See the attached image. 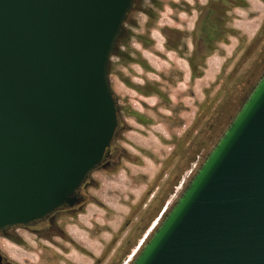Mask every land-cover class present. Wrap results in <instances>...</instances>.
I'll list each match as a JSON object with an SVG mask.
<instances>
[{
  "label": "water",
  "instance_id": "95a60500",
  "mask_svg": "<svg viewBox=\"0 0 264 264\" xmlns=\"http://www.w3.org/2000/svg\"><path fill=\"white\" fill-rule=\"evenodd\" d=\"M134 0H0V233L73 208L118 128ZM130 264H264V73Z\"/></svg>",
  "mask_w": 264,
  "mask_h": 264
},
{
  "label": "rangeland",
  "instance_id": "374dc122",
  "mask_svg": "<svg viewBox=\"0 0 264 264\" xmlns=\"http://www.w3.org/2000/svg\"><path fill=\"white\" fill-rule=\"evenodd\" d=\"M178 12L164 6L163 23L173 26L176 15L184 19ZM232 47L225 51L227 57ZM225 60L215 57L193 84L184 81L173 86L169 106L162 108L158 117L141 105V101L154 105L155 98L145 99L114 77L112 56L109 79L114 97L121 108L134 109L142 118H151L152 124L144 125L122 111L111 145L115 163L94 171L81 190L85 199L81 206L53 216V224H44L41 236L11 230V235L20 236L22 245L0 239V248L9 259L15 264L130 263L153 223L165 207L168 212L177 201L264 73V67L258 69L256 81L245 83L242 75L247 66L243 65L228 80L234 64L226 65ZM190 89L193 98L185 96ZM177 120L185 126L177 127ZM195 120L196 130H189ZM51 229L66 234L75 244L59 237L46 239L57 236Z\"/></svg>",
  "mask_w": 264,
  "mask_h": 264
},
{
  "label": "flooded vegetation",
  "instance_id": "af4514ba",
  "mask_svg": "<svg viewBox=\"0 0 264 264\" xmlns=\"http://www.w3.org/2000/svg\"><path fill=\"white\" fill-rule=\"evenodd\" d=\"M166 5L179 9L181 12L178 13L183 14L184 19L176 15L173 26L163 23L162 15ZM231 45L232 52L227 57L225 51ZM113 56L114 77L145 99L155 98L154 105L143 101L141 105L158 117L160 110L169 106L167 99L171 88L184 81L193 84L203 76L206 67L211 65L215 57H226V65L234 64L228 80L233 79L237 70L245 65L247 69L242 75L245 83L255 82L257 70L264 67V0H134ZM185 96L193 98L195 94L190 89L185 91ZM117 107L118 119L122 111H125L127 116L136 118L144 125L153 122L151 118H142L130 107L121 108L119 102ZM174 124L177 127L185 126L181 120ZM196 128L195 120L189 130ZM113 163L115 157L110 146L105 153L103 167ZM84 200L80 191L73 208L64 207L54 216L73 212ZM52 218L39 221L30 228L18 227L0 233V239L22 245L20 236L11 235V230L31 231L41 236L43 225H52ZM51 231L57 236H46V239L59 237L75 244L66 234L53 229ZM0 264H15L1 248Z\"/></svg>",
  "mask_w": 264,
  "mask_h": 264
},
{
  "label": "bare ground",
  "instance_id": "6f19581e",
  "mask_svg": "<svg viewBox=\"0 0 264 264\" xmlns=\"http://www.w3.org/2000/svg\"><path fill=\"white\" fill-rule=\"evenodd\" d=\"M209 83V82H208ZM164 209H166L165 210V212H164V214L162 215V216H159V221L156 223V225L154 226V227H151L150 228V233H147L146 234V236L144 237V239L141 241V243L138 245V249L136 248V252L133 254V255H131V256H133L132 257V260H131V262L133 261V259L136 257V255L138 254V252L141 250V248L143 247V245L145 244V242H146V240L150 237V235H151V233L156 229V227L159 225V223H160V221H161V219L163 218V216L165 215V213L167 212V210H168V207H165ZM130 262V263H131ZM130 263H128V264H130Z\"/></svg>",
  "mask_w": 264,
  "mask_h": 264
}]
</instances>
